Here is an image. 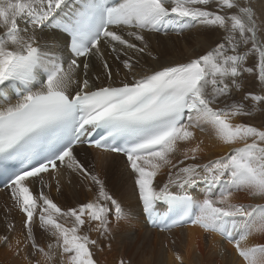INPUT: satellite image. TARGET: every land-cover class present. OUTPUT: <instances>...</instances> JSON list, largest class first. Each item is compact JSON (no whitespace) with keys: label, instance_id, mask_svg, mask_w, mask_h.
I'll use <instances>...</instances> for the list:
<instances>
[{"label":"snow or ice","instance_id":"snow-or-ice-1","mask_svg":"<svg viewBox=\"0 0 264 264\" xmlns=\"http://www.w3.org/2000/svg\"><path fill=\"white\" fill-rule=\"evenodd\" d=\"M194 27L215 35L202 54L165 61L152 46ZM0 101V176L24 216L0 248L20 264H98L99 238L133 215L105 179L114 155L137 222L216 234L240 264H264V242L250 243L264 237V123L250 122L264 117V3L0 0ZM198 132L227 151L202 162ZM65 178L93 198L61 206Z\"/></svg>","mask_w":264,"mask_h":264},{"label":"bare ground","instance_id":"bare-ground-1","mask_svg":"<svg viewBox=\"0 0 264 264\" xmlns=\"http://www.w3.org/2000/svg\"><path fill=\"white\" fill-rule=\"evenodd\" d=\"M252 2L257 9H260L264 0H252ZM187 30L188 29L182 34H179V36L182 35V37H178L175 42H158L155 45L156 50L159 52H166L174 49L176 46H184L187 49L189 44L192 43L193 40H196L201 45V52L194 54H202L214 40L209 38V36H203L199 27L189 29L191 30L190 32ZM172 32L176 33L177 31ZM155 34H157V36H162L161 33ZM168 35L169 32L166 36ZM157 39L162 38L158 37ZM10 100L15 102L12 99ZM258 116L259 115L251 119V122L256 119H261L263 121L262 123H264V117L260 116L258 118ZM197 135L198 137H202L205 144L209 146L206 149L202 162H207L208 159H214L227 151V147L215 141L210 133L198 132ZM81 150L85 151L89 157L96 155L94 150L86 148ZM103 170L108 187L118 199L122 200L126 206V210L133 213L128 219L114 225L108 237L99 238L100 248L102 249L104 247L106 255L121 250L133 264H177L173 253L179 252L184 258V264H240V260L236 256L231 245L219 235L205 234L199 229L191 228L177 229L172 232L162 233L158 230L150 229L143 221L137 222L135 213L139 211V208L132 191V180L125 170L123 157L116 155L109 156L106 162H104ZM159 179L163 180L166 179V177L162 176ZM65 183H67V178L62 181V185ZM4 194H9L6 199L5 197H0V214L5 217L8 213L10 214L11 211L9 209L5 211L7 206L4 203H12V199L9 189L0 191L1 196ZM51 194L56 200L62 202L61 206L63 207L76 206L78 203L86 202L93 198V193L88 192L87 189L76 183L72 184L71 188L67 187L66 190H62V194H57L54 190H52ZM2 199H4V203ZM234 200L245 203L262 202L259 200L253 201L251 197L243 192L236 193ZM22 217L24 219L23 215ZM92 235L93 238H96L95 233ZM173 240H175L174 244L172 243ZM252 242H264V237H253L252 240H250V243ZM104 244H106V246H104ZM0 264H20V260H17L16 257H13L10 261L4 260V256L0 255ZM98 264L104 263L98 261Z\"/></svg>","mask_w":264,"mask_h":264},{"label":"rangeland","instance_id":"rangeland-1","mask_svg":"<svg viewBox=\"0 0 264 264\" xmlns=\"http://www.w3.org/2000/svg\"><path fill=\"white\" fill-rule=\"evenodd\" d=\"M189 30V29H188ZM187 30V31H188ZM191 30H189L188 32H190ZM184 32V31H183ZM183 32H169V35H162V36H157V34L153 33L150 34V39H151V43L153 45V48L156 50L155 45L158 42H165V43H169V42H175L177 40V38H181L182 35L179 36V34H182ZM178 35V36H177ZM203 35V34H202ZM157 36V37H155ZM177 36V37H176ZM205 36V35H203ZM209 38L211 39H215L214 34H208ZM158 37L162 38V39H157ZM180 44V43H179ZM157 53L160 54L161 58L163 60H171V61H183L188 59L189 56H192L194 53H200L201 52V45L196 41L193 40L192 43L189 44L188 48L186 49L184 46H179V47H175L174 49L168 50L166 52H159L156 50ZM260 116H258L259 118ZM251 122V120H250ZM263 121L261 119H256L255 121H252V123H255L257 125H260ZM67 187H72V185H69L68 183H65L63 185V191L67 189ZM9 194H4L3 196L0 195V197H8ZM59 202V204L61 205V201L57 200ZM2 202L4 203V199H2ZM7 208L6 210H10V214L8 213V215H6L5 217L3 215L0 214V233H3L6 229V225L9 222L15 223L17 225V229L19 230V227L23 221V217L22 214L20 213V211L14 206V202L12 201V203H4ZM4 229V231H3ZM2 231V232H1ZM45 239L42 237V240ZM108 239V238H106ZM104 246H106V244H104ZM102 251H98L97 252V256L96 258L98 259V261L103 262L104 264H119V261L123 258V259H127V257L124 255V253L119 250L115 253H112L110 255H106V250L104 249V247L102 248ZM0 255L4 256V260H11L13 257H15L10 251H8L5 248H0ZM100 256V257H99ZM17 260H19V258L16 257ZM133 264V263H131Z\"/></svg>","mask_w":264,"mask_h":264}]
</instances>
